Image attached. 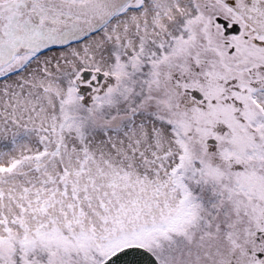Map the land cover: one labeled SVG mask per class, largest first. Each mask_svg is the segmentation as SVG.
<instances>
[{
  "label": "snow or ice",
  "instance_id": "snow-or-ice-1",
  "mask_svg": "<svg viewBox=\"0 0 264 264\" xmlns=\"http://www.w3.org/2000/svg\"><path fill=\"white\" fill-rule=\"evenodd\" d=\"M0 264H264V0H0Z\"/></svg>",
  "mask_w": 264,
  "mask_h": 264
}]
</instances>
